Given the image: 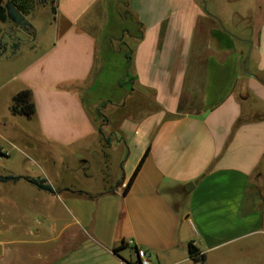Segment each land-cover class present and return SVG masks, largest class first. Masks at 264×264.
<instances>
[{
  "label": "crops",
  "instance_id": "obj_1",
  "mask_svg": "<svg viewBox=\"0 0 264 264\" xmlns=\"http://www.w3.org/2000/svg\"><path fill=\"white\" fill-rule=\"evenodd\" d=\"M118 2L55 0L50 43L0 85L13 125L42 151L20 176L53 189L0 181V237L17 230L10 217L33 223L37 214V245L63 238L71 246L24 261L22 245L34 244L26 226V239H0V264H138L133 245L147 249L150 264H199L191 240L203 264H264V0L256 14L235 12L256 23L249 39L199 0H127L137 27L123 62L130 87L101 117L85 94L103 83L101 42L120 27ZM111 21L115 32L105 31ZM25 88L35 114L17 121L10 105Z\"/></svg>",
  "mask_w": 264,
  "mask_h": 264
},
{
  "label": "rangeland",
  "instance_id": "obj_2",
  "mask_svg": "<svg viewBox=\"0 0 264 264\" xmlns=\"http://www.w3.org/2000/svg\"><path fill=\"white\" fill-rule=\"evenodd\" d=\"M199 1L207 11L211 13H215V11L220 13L224 27L234 35L249 39L252 37V34H254L253 27L257 26L256 23L254 22L252 25L245 19L240 20L238 16L236 17L235 12L236 14L246 13L245 11L248 9L252 11V14H256L257 9H259V6L256 5V0H245L242 3L239 0H231L229 3L225 0ZM32 3L34 4L33 10L26 16L32 24L33 30L31 33H29L28 30H22L19 26L10 21H0V85L11 77L16 70L27 63L40 50V46L44 47L50 43L52 36L50 23L52 22L54 2L51 0H46L45 2L32 0ZM118 7L122 15V19L119 22L120 27L117 32H115L114 29L117 27L118 23H115V26H113L114 22H109L105 31L112 30L115 33L106 40L105 37H103L101 42L103 51L101 57L103 58L104 65L100 77L103 83L102 85L99 84L96 86L92 94H85V103H87V105L91 102L96 103L94 110H98L101 117L103 115H108L118 107L122 88L127 89L130 87L128 84V75L124 76L126 69L123 62L124 56H126L131 49L128 33H134L137 31V27L135 26L132 12L128 8L127 0H119ZM247 25L248 27L245 29ZM108 39L109 42L107 41ZM113 47L115 49L114 52L112 50ZM118 82L121 83L119 86ZM6 100V89H0V149L4 153H7V156H5V154L2 156V152H0V159L5 158V164L0 165V173L20 175L23 174L25 162H30L36 157L39 158L42 155V151L40 148H37L36 142L31 137L25 138L19 133L17 127L13 125V123L16 124V122L7 111ZM17 118V121L28 120L27 117L22 116ZM30 125H32V123H29V128ZM103 134L106 138L109 136L112 138L114 137L107 128H105ZM12 143L16 144V147H14ZM17 146L22 147L23 153L19 151ZM32 168L38 169V166L33 165ZM70 183L73 184V180H71ZM1 185H4V189L10 191V197L15 196L14 191H16V187L10 188L9 186L11 185L8 183H1ZM33 215L30 216L34 217L32 221L35 224V221H37V214ZM57 216L61 218V214H57ZM10 223L16 224L17 230H13L12 232L9 231V233L4 234L0 239L3 240L7 237H9V239H26L27 237L24 235L23 227L26 228L27 226L31 229L29 238L34 241V244L28 246L22 245L23 250H21V252L24 253L22 256L24 257V261L28 259L32 262L36 260L42 262L44 260L58 258L60 254L71 249L69 244L61 242L63 238L61 240L57 239L52 242L37 245L36 241H38L40 237L37 234L38 225L37 223L35 225L30 223V220L24 218L22 215L18 214L17 216H12L7 219V224ZM45 224L49 225L48 221ZM47 238H49V234H47ZM8 246L13 253L17 252L16 247L18 245L14 244ZM19 247H21V245ZM3 249L4 247L0 246V255L4 253ZM127 252L128 251L125 253L127 254Z\"/></svg>",
  "mask_w": 264,
  "mask_h": 264
},
{
  "label": "trees",
  "instance_id": "obj_3",
  "mask_svg": "<svg viewBox=\"0 0 264 264\" xmlns=\"http://www.w3.org/2000/svg\"><path fill=\"white\" fill-rule=\"evenodd\" d=\"M13 4L16 6V8L21 11L25 16H27L31 11L33 10L34 4L32 3V0H11ZM54 2L55 0H51ZM5 0H0V21L6 22L9 21L6 16V9L4 7ZM54 9V8H53ZM33 28H30L28 30L29 33H31ZM10 112L13 115H22L27 118H31L35 114V104L32 99V93L31 90L28 88L19 90L12 98V103L10 105ZM147 155V152L144 154L140 162L138 163L136 169L134 170L130 180L126 184L124 193L128 191V188L130 187L133 179L137 175L145 157ZM21 178L26 179L30 183L36 185L38 188L45 189L48 191H52V187L50 184L46 182L43 178H32V177H24L20 175H11V174H0V181H17ZM127 247V243L122 241L118 246H116L113 251L115 253H118L121 249H124ZM188 251L190 257L196 261L199 262V264H203L204 261V255L200 253L199 249L196 247V245L193 243V241L188 242Z\"/></svg>",
  "mask_w": 264,
  "mask_h": 264
},
{
  "label": "water",
  "instance_id": "obj_4",
  "mask_svg": "<svg viewBox=\"0 0 264 264\" xmlns=\"http://www.w3.org/2000/svg\"><path fill=\"white\" fill-rule=\"evenodd\" d=\"M45 1L46 0H43V2ZM4 7L6 9L7 19L10 22L19 26L24 31H27L32 28V24L29 22L26 16L16 8V6L11 0H5Z\"/></svg>",
  "mask_w": 264,
  "mask_h": 264
},
{
  "label": "built area",
  "instance_id": "obj_5",
  "mask_svg": "<svg viewBox=\"0 0 264 264\" xmlns=\"http://www.w3.org/2000/svg\"><path fill=\"white\" fill-rule=\"evenodd\" d=\"M128 244L133 245V242L129 241ZM133 246H134L133 250H134L138 264H150L151 260H150V255L147 249L138 247L136 245H133Z\"/></svg>",
  "mask_w": 264,
  "mask_h": 264
},
{
  "label": "flooded vegetation",
  "instance_id": "obj_6",
  "mask_svg": "<svg viewBox=\"0 0 264 264\" xmlns=\"http://www.w3.org/2000/svg\"><path fill=\"white\" fill-rule=\"evenodd\" d=\"M39 1H42L43 2V0H39Z\"/></svg>",
  "mask_w": 264,
  "mask_h": 264
}]
</instances>
